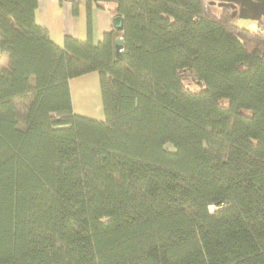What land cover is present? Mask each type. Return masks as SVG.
Segmentation results:
<instances>
[{
    "label": "trees",
    "instance_id": "1",
    "mask_svg": "<svg viewBox=\"0 0 264 264\" xmlns=\"http://www.w3.org/2000/svg\"><path fill=\"white\" fill-rule=\"evenodd\" d=\"M84 3L86 39L58 46L37 0H0V264H264V20ZM93 7L122 28L94 42ZM91 73L100 118L73 110Z\"/></svg>",
    "mask_w": 264,
    "mask_h": 264
},
{
    "label": "crops",
    "instance_id": "2",
    "mask_svg": "<svg viewBox=\"0 0 264 264\" xmlns=\"http://www.w3.org/2000/svg\"><path fill=\"white\" fill-rule=\"evenodd\" d=\"M74 2L78 5L76 14L73 13L72 6ZM35 18L41 26L46 28L50 39L58 46L63 44L65 36H71L80 40H84L87 37V12L84 0H64L63 2L59 0H37ZM112 20L113 18L108 10L97 7L91 9V34L94 42H97L104 32L111 29ZM251 28L256 29L257 25L253 24ZM85 77H90L91 84L89 86L97 90L98 80L96 74L91 73L77 79ZM71 98L72 103L77 98H73L72 89Z\"/></svg>",
    "mask_w": 264,
    "mask_h": 264
},
{
    "label": "rangeland",
    "instance_id": "3",
    "mask_svg": "<svg viewBox=\"0 0 264 264\" xmlns=\"http://www.w3.org/2000/svg\"><path fill=\"white\" fill-rule=\"evenodd\" d=\"M206 3L213 4V10L219 13V3L230 4L236 13L235 24L251 28L257 25L260 20H264V0H204ZM1 61H5V57H0ZM184 84L188 88L194 89V81L189 75H184ZM90 77L75 79L71 82L73 90V110L75 113L100 118L101 117V102L98 89L89 86Z\"/></svg>",
    "mask_w": 264,
    "mask_h": 264
},
{
    "label": "water",
    "instance_id": "4",
    "mask_svg": "<svg viewBox=\"0 0 264 264\" xmlns=\"http://www.w3.org/2000/svg\"><path fill=\"white\" fill-rule=\"evenodd\" d=\"M218 6L219 7H226V6H228V7L233 8L230 4H225V3H219ZM112 26L115 29L120 30L122 28V18L119 17V16L113 18V20H112ZM121 47H122V40L121 39L115 40V42H114V49H115V55L117 57L120 56V49H121Z\"/></svg>",
    "mask_w": 264,
    "mask_h": 264
},
{
    "label": "built area",
    "instance_id": "5",
    "mask_svg": "<svg viewBox=\"0 0 264 264\" xmlns=\"http://www.w3.org/2000/svg\"><path fill=\"white\" fill-rule=\"evenodd\" d=\"M264 32V31H263Z\"/></svg>",
    "mask_w": 264,
    "mask_h": 264
}]
</instances>
